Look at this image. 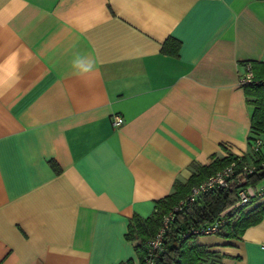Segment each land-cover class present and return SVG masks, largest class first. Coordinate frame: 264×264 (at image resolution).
Returning <instances> with one entry per match:
<instances>
[{
	"label": "crops",
	"instance_id": "crops-1",
	"mask_svg": "<svg viewBox=\"0 0 264 264\" xmlns=\"http://www.w3.org/2000/svg\"><path fill=\"white\" fill-rule=\"evenodd\" d=\"M75 52L98 71L74 75ZM253 60L264 0H0V264H139L129 218L250 151ZM199 240L264 264V218Z\"/></svg>",
	"mask_w": 264,
	"mask_h": 264
},
{
	"label": "trees",
	"instance_id": "trees-1",
	"mask_svg": "<svg viewBox=\"0 0 264 264\" xmlns=\"http://www.w3.org/2000/svg\"><path fill=\"white\" fill-rule=\"evenodd\" d=\"M178 44L176 42L173 49L164 46V50L170 53L176 52ZM250 65L256 78H264V60H253ZM242 85L245 94L255 105L249 136L250 151L243 154L242 158H238V154L221 157L213 155L212 159L205 164L194 163L189 179L186 181L176 180L173 192L157 199L155 208L149 216L142 217L133 214L129 218L126 237L134 241L139 264H145L148 241L162 226L164 216L182 200L184 201L182 209L174 211V220L166 228L161 249L153 254L154 264H217V251L200 242L199 236L203 233L193 232V229L221 222L216 233L224 237H235L240 236L248 226L264 218V201L258 202L261 198H253L235 216L236 212L234 211L237 209L240 185H235L232 188L215 186L204 191L195 201L187 200L193 186L232 161L236 160L237 164L242 166L251 159H255L258 163L264 159V148L261 152L252 150V139L264 131V83L244 82ZM263 182L264 170L259 167L250 175L246 185L257 186ZM185 233L186 235H184ZM119 264H135V262L133 259H128Z\"/></svg>",
	"mask_w": 264,
	"mask_h": 264
},
{
	"label": "built area",
	"instance_id": "built-area-1",
	"mask_svg": "<svg viewBox=\"0 0 264 264\" xmlns=\"http://www.w3.org/2000/svg\"><path fill=\"white\" fill-rule=\"evenodd\" d=\"M241 82L264 83V78H256L252 72L251 65L248 64L246 71L241 76ZM123 120L124 119L121 115H114L113 117V123L115 125L121 124ZM263 148L264 131L252 139V150L254 152H261ZM238 156V158H242L243 154H238ZM259 167L264 170V159L259 161V163L256 162L255 159H251V161L244 163L242 166H239L236 160L232 161L230 164L206 177L199 184L193 186L187 196V200L195 201L200 194L215 186L221 188H232L235 185H240L238 191L237 209L234 211L236 212V216L239 210L246 207L253 198L264 197V182L257 186H251L250 184L246 185V183L249 181L250 175L253 174ZM183 202V200L180 201L179 204L174 206L172 211L164 216L162 226L159 228L158 232L148 241V254L145 258V264H154L153 254L161 249L166 228L169 226L170 222L174 220V211L182 209ZM220 223L221 222H216L200 229H193V232H200L203 234L215 233L218 230ZM184 235H186V233Z\"/></svg>",
	"mask_w": 264,
	"mask_h": 264
},
{
	"label": "clouds",
	"instance_id": "clouds-1",
	"mask_svg": "<svg viewBox=\"0 0 264 264\" xmlns=\"http://www.w3.org/2000/svg\"><path fill=\"white\" fill-rule=\"evenodd\" d=\"M70 67L73 74L80 77H87L98 71L97 61L92 56L80 52L73 54Z\"/></svg>",
	"mask_w": 264,
	"mask_h": 264
},
{
	"label": "rangeland",
	"instance_id": "rangeland-1",
	"mask_svg": "<svg viewBox=\"0 0 264 264\" xmlns=\"http://www.w3.org/2000/svg\"><path fill=\"white\" fill-rule=\"evenodd\" d=\"M260 201H264V198H261L258 202H260Z\"/></svg>",
	"mask_w": 264,
	"mask_h": 264
}]
</instances>
